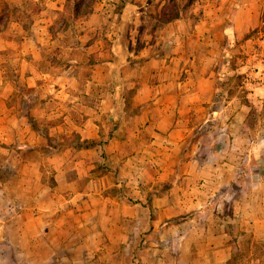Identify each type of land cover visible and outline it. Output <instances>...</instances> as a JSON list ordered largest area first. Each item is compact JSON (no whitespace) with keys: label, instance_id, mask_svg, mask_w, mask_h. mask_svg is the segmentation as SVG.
Masks as SVG:
<instances>
[{"label":"crops","instance_id":"1","mask_svg":"<svg viewBox=\"0 0 264 264\" xmlns=\"http://www.w3.org/2000/svg\"><path fill=\"white\" fill-rule=\"evenodd\" d=\"M261 1L238 0L232 28L244 32L253 27ZM200 6L192 18L187 15L169 21L166 37L146 42L142 51L133 56L143 63H157L154 73L137 86L133 95V106L143 109L135 121L141 131L152 133L148 144L157 147L150 155L163 163L165 158L174 160L168 166H160L157 172L183 175L178 183L185 179L188 183L194 181V175L205 169L203 159L219 151L236 149L244 157L264 151L257 144L260 138L264 142L259 126H252L249 133L244 131L245 119L238 110L242 104L232 98L223 102L216 98L219 73L205 52L212 51L214 36L226 37L228 28L214 18L221 17L219 6L211 4V0ZM247 13L250 24L240 18ZM42 44L32 33L19 40L0 35V238L5 240L4 246L13 247L15 255L28 264H54L61 250L70 252L71 264H120L118 241L134 237V233L124 232L120 223L140 220L148 226L150 213L144 206L148 198L158 206L172 207L175 201L155 183L164 178L147 183L145 178L139 181L131 174L135 170L142 176L143 168L135 169L134 160L143 161V153L122 155L119 147L123 140L117 131L104 135L102 126L109 122L110 115L104 120L102 114L110 113L109 109L93 104L85 110V104L76 103L80 106V119L69 121L65 114L69 94L62 73L36 72L34 61L42 56ZM7 49L14 51L16 73L5 71L2 52ZM49 100L54 102L52 108L47 104ZM224 114H229V118L224 119ZM69 122L79 133L80 141L93 144L77 147L64 142ZM135 130L132 133L143 138ZM101 139L109 162L116 157L106 170L94 162L101 158ZM186 140L200 143L199 151L188 154L183 165L176 166L171 151ZM207 168L212 172L220 169L213 164ZM129 196L136 200L132 205L139 206L136 209L140 215L129 209L130 202L125 200ZM177 196L181 198L180 194ZM157 216L159 222L162 214ZM169 232L153 229L144 234L143 245L134 252L137 259L142 264H164L161 255L167 249L175 250L162 245ZM146 254L153 258H146ZM170 259L174 262L176 257Z\"/></svg>","mask_w":264,"mask_h":264},{"label":"rangeland","instance_id":"2","mask_svg":"<svg viewBox=\"0 0 264 264\" xmlns=\"http://www.w3.org/2000/svg\"><path fill=\"white\" fill-rule=\"evenodd\" d=\"M140 1L145 3L146 12L134 16L130 27L132 56L123 70L124 111L117 120L110 116L109 122L102 126V131L104 135L114 129L117 131V136L123 140L119 147L122 155L143 153V161L134 160L135 169L143 168L140 170L142 176H138L135 170L131 174L139 181L141 177L145 178L147 183H154L157 177L164 178H159L155 183L159 184V189L172 195L175 203L172 207L158 206L153 204L150 197L144 204L150 213L148 226L140 220L120 223L122 230L130 235L134 233V237L118 241V261L120 264H142L134 252L143 245L144 234L153 229H164L170 231V236L165 237L162 245L175 249H167L161 255L164 264H264V151L252 152L251 156L245 157L236 153V149L219 151L215 156L203 159L205 169L194 175V181L188 183L185 179L178 183L183 175L157 172L160 166H168L174 160L165 158L163 163L152 157L150 151L155 153L153 148L157 147L156 144H148L153 138L152 133L141 131L135 121L138 119L136 115L143 109L133 106V95L137 86L148 81L157 63H143L142 59L133 56L142 51L146 42L152 43L158 36H167L165 27L169 16L178 13L177 18L187 15L192 18L194 11L205 0ZM237 1L211 0V4L221 9L218 12H222L221 17L214 18H219L228 30L224 38L214 36L216 43L212 51L207 49L205 53L211 57L212 68L219 73L216 78V98L220 102L232 98L235 103L242 104L238 110L244 115V131L249 133L257 125L263 135L264 41L257 30L259 26L264 28V0L260 3L257 23L244 32L232 28V14ZM257 1L260 0H245L246 3ZM117 3L118 0H0V35L5 39L19 40L26 34H35V38L43 43L42 56L34 61L36 72L62 73L64 76L63 84L69 94L65 114L69 121L77 122L80 119L79 104H85V110L93 104L111 109L112 84L107 75L106 61L113 57L110 42L117 31ZM240 18L250 24L251 16L248 13L242 14ZM13 53V49L2 52V63L6 73L10 74L16 73L18 68ZM94 76L95 79L92 78ZM47 104L52 108L54 102L49 100ZM108 114V111L103 112L104 120ZM229 116L224 114V119ZM123 117L124 120L119 122ZM203 117L204 113L201 115ZM71 123L68 124L64 142L77 147L92 145L93 141L79 140V133L75 132ZM133 130L141 132L143 138L134 135ZM102 142L103 139L100 141L101 158L94 162L100 169L106 170L114 164L112 160H116V157L109 162L110 158L103 152ZM257 144L259 148L264 147L261 138ZM199 145L186 140L172 150L175 165L182 166L189 158L188 154L199 151ZM212 164L219 165L220 169L212 172L207 168ZM177 194L181 198L178 199ZM132 199L131 196L125 198L131 203H128L129 209L140 215L136 209L138 205H132L136 200ZM158 213L162 214V218L156 222ZM4 241L0 238V264H28L15 255L13 247L4 246ZM130 247H133L132 253ZM69 255L68 250H61L54 264H71ZM173 256L176 257L174 262L170 259ZM145 257L150 260L153 258L147 254ZM136 259L137 262H134Z\"/></svg>","mask_w":264,"mask_h":264},{"label":"trees","instance_id":"3","mask_svg":"<svg viewBox=\"0 0 264 264\" xmlns=\"http://www.w3.org/2000/svg\"><path fill=\"white\" fill-rule=\"evenodd\" d=\"M146 12L145 3L140 0H118L117 3V31L110 42V50L113 55L108 59L107 75L112 84V106L109 115L117 120L124 111L126 101L123 98L124 68L130 63L132 47L129 42L130 27L133 17ZM178 17V13L169 16L171 21Z\"/></svg>","mask_w":264,"mask_h":264},{"label":"built area","instance_id":"4","mask_svg":"<svg viewBox=\"0 0 264 264\" xmlns=\"http://www.w3.org/2000/svg\"><path fill=\"white\" fill-rule=\"evenodd\" d=\"M257 34L259 35L260 39L264 41V28L262 26H259Z\"/></svg>","mask_w":264,"mask_h":264}]
</instances>
